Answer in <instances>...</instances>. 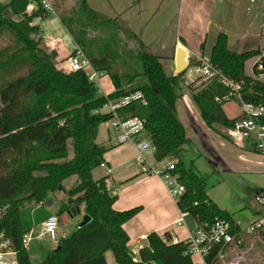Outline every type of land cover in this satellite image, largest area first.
I'll list each match as a JSON object with an SVG mask.
<instances>
[{
    "label": "trees",
    "instance_id": "16d2710c",
    "mask_svg": "<svg viewBox=\"0 0 264 264\" xmlns=\"http://www.w3.org/2000/svg\"><path fill=\"white\" fill-rule=\"evenodd\" d=\"M27 3L28 0H10L5 6L0 3V40L8 37L7 45L0 41V209L9 206L0 220V230L14 241L20 264H80L108 251L114 253L118 264H193L187 253L188 243H173L167 233L166 237L150 233L149 244L139 253L133 252L124 225L141 207L116 210L117 194L107 191V177L94 178V169L105 161L106 152L97 143L99 129L112 117V113L97 111L107 101L136 91L144 93L148 104L132 102L119 111V116L146 119V134L156 160L176 159L171 174L185 186L177 199L180 210L195 217L202 226L212 225L217 218L228 219L232 232L239 233L232 214L209 197L206 178L181 158L190 143L179 117L185 72L169 74L162 63L163 55L154 53L150 45L117 19L104 18L87 5V0H79V12L61 21L93 66L110 76L115 91L103 95L85 72L67 73L58 66L57 52L46 44L40 27L32 23L36 17L53 16L41 2L33 15L18 21L11 17L10 13L22 15ZM91 26L109 35L91 37ZM130 39L137 44H129ZM257 56L260 61L254 65V75L264 72L262 51H232L224 33L219 35L210 56L212 67L240 83L242 99L253 104L264 103V81L246 71V63ZM230 92L215 77L193 95L200 118L209 128L215 123L227 128L234 125L236 119L229 117L223 107L226 101L217 100ZM75 175L80 181L68 192V205H63L58 215L79 206L92 221L82 227L79 222L74 230L60 237L41 262L33 263L23 245V236L30 230L23 227L21 220L23 204L49 203L52 194L64 190V180ZM218 248L208 258L210 264Z\"/></svg>",
    "mask_w": 264,
    "mask_h": 264
},
{
    "label": "crops",
    "instance_id": "0c3cea01",
    "mask_svg": "<svg viewBox=\"0 0 264 264\" xmlns=\"http://www.w3.org/2000/svg\"><path fill=\"white\" fill-rule=\"evenodd\" d=\"M47 1L55 9L59 0ZM67 1L70 5H77V0ZM117 1L110 0L112 9L109 8L108 12L112 14V17L108 18L117 19L145 43L150 42V46L152 43H160L163 50L171 52L174 50L175 55H177V48L182 47L199 58L204 55L210 57L212 48L221 33L228 36L230 50L237 53L264 47V2L252 4L250 0H127L126 4L129 6L120 13ZM131 11L135 12L138 19L126 16ZM147 13L149 14L148 17L146 16ZM151 15L156 20L154 25L147 23L152 17ZM141 16L143 17L141 18ZM32 23L40 27V35L46 44L57 52L58 61L68 58L76 48L75 39L69 34L58 13L55 12L52 17L46 19L40 16L36 17ZM135 27L141 28L144 39L137 34L138 31L133 29ZM148 35L155 38L148 39ZM163 59L168 60L166 56ZM168 61L172 64L171 67L167 64L168 69L175 70L176 56L172 61ZM167 66L164 65L167 72L170 73ZM173 74H176V70ZM100 85V93L103 95L115 91L112 80L105 83V80L102 79ZM104 86L107 89L103 88ZM181 102L179 117L187 128L190 143L193 142L197 151L211 164L215 171H218L220 167H227L224 159L227 158L225 155L228 153L225 148L230 149V146L232 152H235V149L238 150L245 166L244 169L264 174V153L249 152L247 149L242 150V147L239 146L234 148L227 139H215L212 129L206 126L200 118V111L193 101L192 95L185 94ZM239 108L241 109L240 104ZM103 127H106L107 130L105 135L100 134ZM97 137V143L106 148L104 160L112 170L110 176H107V180L115 186L113 193L117 194V199L114 202V208L118 211H126L141 207L140 212L124 225L127 235L130 236V248L139 253L141 248L149 244L148 236L150 233H157L163 237H166L165 234L167 233L173 243L186 240L191 235L190 233L196 229L198 222L195 217L180 210L178 202L171 196L162 176L157 174L159 169L173 159L165 158L157 161L152 149L140 151L139 145L132 141L119 144L110 130V121L100 126ZM141 137L150 138L146 132ZM103 177H106V170L100 166L95 168L94 178ZM63 188L64 190L55 192L51 197H57V200L65 198L71 189H67L64 182ZM259 193L264 194L263 186L255 191V196ZM208 195L211 197L209 188ZM57 200L52 199L50 203H47L48 205H45L50 207L57 204ZM256 204L255 209L249 210L245 214L238 210L234 212L228 210L234 220L240 223L242 243L235 242L228 245L226 248L228 257L222 264H264V206L260 203ZM36 205L34 209L41 206L45 207L44 204ZM80 215L81 217L78 218ZM78 216L76 220L81 222L84 216L83 212ZM257 222H259L260 227L253 232L246 230L247 227ZM109 252L80 264H116L113 255H109ZM219 262L222 261L218 260L215 264Z\"/></svg>",
    "mask_w": 264,
    "mask_h": 264
},
{
    "label": "built area",
    "instance_id": "2783aa9c",
    "mask_svg": "<svg viewBox=\"0 0 264 264\" xmlns=\"http://www.w3.org/2000/svg\"><path fill=\"white\" fill-rule=\"evenodd\" d=\"M36 0H28L25 11L22 15H16L18 21L23 17L31 16L38 11L39 7L35 3ZM251 3L264 2V0H250ZM45 9H51L48 2L44 1L42 4ZM64 72L74 73V71L85 72L89 81H92L101 86V80L107 76L104 71L97 70L91 60L85 55L84 51L79 47L73 50L68 58L60 61L58 65ZM201 69H198L203 76L212 79L219 77L222 84H225L231 89V92L224 96L220 101H231V96H234L239 101L241 106V117L236 119L232 127L227 128V135L231 142L236 145L248 144L257 151L264 153V103L253 104L245 102L241 97V84L235 83L228 77L221 75L215 70L211 63L210 58L202 60ZM132 102L142 103L147 105V99L142 91L131 92L124 97L117 100H109L107 103L97 112L100 113H112L110 121V130L115 135L119 144L132 141L139 145L140 151L152 149L154 147L150 138L141 137L146 132V119L139 116H129L125 119H121L119 111ZM142 160H144L142 158ZM176 159L171 160L166 166L157 171L160 174L167 185V188L175 201L185 191V186L181 184L177 176L171 174V170L175 169ZM101 168L106 170V177L110 176L112 170L107 164L102 162ZM108 192L115 190V186L106 180ZM258 203L264 206V194H258L255 196ZM9 206H4L0 209V220L7 212ZM61 221L58 214H51L47 216L43 223V230L40 234L35 235L31 229L28 234L23 236V245L28 250L31 242L37 238L42 239L48 237L54 242L58 243L60 237L57 234ZM239 222H236V226H239ZM260 227L259 222L250 225L246 228L248 232H253L256 228ZM191 235L185 240L188 243L187 253L192 257L193 264H210L208 258L215 251L216 247L218 252L216 253L212 264H215L218 260H224L227 256L226 248L232 243H242V232L233 233L232 223L230 220L223 218H217L216 221L210 226L198 225ZM133 252H135L133 250ZM137 253V252H135ZM0 264H20L19 255L15 247L14 241L7 235L4 230H0Z\"/></svg>",
    "mask_w": 264,
    "mask_h": 264
},
{
    "label": "rangeland",
    "instance_id": "374dc122",
    "mask_svg": "<svg viewBox=\"0 0 264 264\" xmlns=\"http://www.w3.org/2000/svg\"><path fill=\"white\" fill-rule=\"evenodd\" d=\"M10 1V0H0V3L5 6L6 3ZM44 1L48 2L47 0H36L35 3L38 6V3L41 2V4H44ZM113 1V0H111ZM71 2H73L71 0ZM70 2V3H71ZM79 0L76 1V3H78ZM117 5H118V10L123 11L125 8H127L129 5L126 4L127 0H118L117 1ZM48 4L50 5V3L48 2ZM87 5H89L91 8H93L94 10H96L97 12H99L100 14L103 15L104 18H108V17H112L108 11L109 8L112 9V5L110 3V0H87ZM106 5V7H104ZM51 9H47L48 11L52 12V13H58L60 15V17L62 18H67L70 19L72 16L74 17V14L76 15L79 10H78V6L77 5H70L68 4L67 0H59L57 2V7H55V9L50 5ZM158 13V10L156 11V15ZM11 17L15 20L18 17L16 15H14L13 13H10ZM148 13L146 14V16L148 17ZM107 16V17H106ZM129 18H137L135 12L131 11L129 13H127V15ZM152 16V15H151ZM27 17V16H26ZM143 16H141L142 18ZM155 17V16H154ZM124 18V17H123ZM152 18V19H151ZM150 18V20L147 21V23L150 25H154L156 20H154L153 16ZM20 19V18H19ZM18 19V20H19ZM133 24V23H132ZM134 26V24H133ZM132 27V25H131ZM126 28V27H125ZM135 31H138L137 34L141 35V37H143L142 33H141V28H133ZM132 29V30H133ZM109 35V33L107 31H97L95 30V28L93 26H91L90 30H89V36L91 37H96V38H103L105 36ZM125 35V34H124ZM123 32L122 35L123 36ZM148 39H154L152 37H150V35L147 36ZM144 39V37H143ZM2 45H7L8 43V37L6 38H2L1 40ZM132 46L137 44V41L135 40H128ZM147 45L150 44V42L146 43ZM195 44V43H192ZM151 50L154 53H159L163 56H166V58H168V60L172 61L173 59H175V52L173 53V51H169V50H163L161 48V44L159 43H155V44H151ZM264 47H261V51L264 55ZM189 54V65L187 66V69L185 71V75L183 76L182 79V83H181V89H180V94L182 95V97L185 94L188 95H193L195 93H198L200 90H202L203 88L206 87L207 83L209 82V78H207V76H203L202 73L198 70L201 69V62L202 60H205L207 58H210L208 55H204L201 56V58H199L196 55H193L192 53L188 52ZM167 59H162L165 67L168 66L171 67V62L169 63ZM62 60H59V62ZM260 61V56H257L251 60H249L246 63V71L248 73V75L253 76L254 78L256 77L257 79H260L262 81H264V72L260 73V74H255L253 73V69H254V65L256 62ZM255 62V63H254ZM167 66V69L169 68ZM263 69V68H260ZM169 70V74H172L175 72L174 69H168ZM105 80V83H107L109 80H111L110 76L107 75L106 77L103 78ZM102 88V87H101ZM106 88L107 87H103ZM102 88V89H103ZM264 99V98H263ZM1 105V102H0ZM223 107L225 108V112H227L228 116L231 118H235V119H239L241 116V109L239 108V101L236 99H232L229 102H225L223 104ZM192 109L196 114V110L194 108V106L192 105ZM189 113H192V111H189ZM212 131L214 132V136L216 137L215 139L218 140H225L227 139L233 146L234 148H238L239 145L234 144L233 142L230 141L228 135H227V127L224 125H220L215 123L214 127L211 128ZM101 135H105L107 134V130L106 127H103V129L100 132ZM239 147H242V150H249V152H255L258 153L260 151H257V149H254L252 146L245 144V145H241ZM230 149H226L225 151L228 153L225 156L227 158H225L224 160L227 163V167L225 168H219L218 171H215L213 169V167L211 166V164L205 160L202 155L200 154L199 151H197V149L195 148V145L193 144V142L189 143L186 145L185 150H183L182 152V158L184 159V163L186 165H188V167H193V169H195L196 171H198L199 173H201L205 178H206V184H208V188H209V192L211 197L213 198V200H215V202L219 205V207H221L224 210H229L231 212L234 211H240L243 214L247 213L249 210L255 209L257 204V200L255 199V191H257V189H259L260 187H264V174L258 172L256 173L248 171L247 169H244V164H243V160L242 158L239 156L238 150L235 149V152H232L231 147L229 146ZM69 155L70 158L73 157V148L72 145H69ZM241 167V168H240ZM98 171H101L98 169ZM79 182L78 176H71L67 179L64 180V185L67 189H72L74 186L77 185V183ZM67 196H65V198H62L61 200H57V197H50V201L51 200H57V204H53L52 206H41L37 209L36 208V203L28 201L25 202L23 204L22 207V213H21V220L23 222V227L25 229H33V231L35 232V235H38L42 232L43 230V223L45 221V219L47 218V216L51 215V214H58L59 210L61 209V207L63 205H68L67 204ZM48 205V204H47ZM50 205V204H49ZM60 208V209H59ZM69 210V209H68ZM67 212V211H66ZM65 212V213H66ZM242 214V215H243ZM80 216H78V218H80ZM79 220H76V217L74 218H69L67 223H60L59 228L57 230V234L59 237H61L62 235L68 234L69 232H71L72 230H74L76 228V226L78 225ZM30 226V227H29ZM29 230V231H30ZM57 243L54 242L53 240H51L48 237H43L42 239H37L35 238L31 244L29 245L28 248V254L30 255L31 261L33 263H39L41 262L45 257H46V253L48 251H50L52 248L56 247ZM227 256L224 260H219L222 262H219L218 264H222L225 263L223 261H225L228 257V252ZM109 255H113L115 263L118 264L116 262L115 259V255L112 251L109 252ZM138 258V256H137ZM227 263V262H226ZM253 264V263H252Z\"/></svg>",
    "mask_w": 264,
    "mask_h": 264
},
{
    "label": "water",
    "instance_id": "95a60500",
    "mask_svg": "<svg viewBox=\"0 0 264 264\" xmlns=\"http://www.w3.org/2000/svg\"><path fill=\"white\" fill-rule=\"evenodd\" d=\"M177 55H176V74H180L186 71L187 66L189 65V54L188 52L182 48L178 47L177 50ZM81 213L80 207H72L69 209L66 213L61 214L60 216V221L61 223H67L69 218H74L77 217ZM91 216L86 214L83 216L82 221L79 223V227H82L88 223H90Z\"/></svg>",
    "mask_w": 264,
    "mask_h": 264
}]
</instances>
